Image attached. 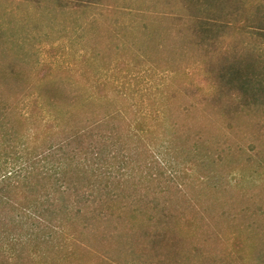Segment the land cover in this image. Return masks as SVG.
Segmentation results:
<instances>
[{
	"label": "rangeland",
	"instance_id": "rangeland-1",
	"mask_svg": "<svg viewBox=\"0 0 264 264\" xmlns=\"http://www.w3.org/2000/svg\"><path fill=\"white\" fill-rule=\"evenodd\" d=\"M60 1L68 4L61 6ZM188 1L0 0V70L15 66V71H21L17 83L23 88L38 86L50 73L52 80L76 82L80 77L73 73L79 69L90 88L97 78L117 80L114 72L129 65L128 74L133 81L142 82L144 90L142 97L133 100L146 101L147 89L154 92V84L161 80L148 71L153 61L181 67L176 82L168 81L167 118L158 129L168 133L171 142L152 160L151 171L165 188L159 192L154 184L159 180H152L150 190L125 188L122 197L131 196L129 201L139 208L143 224L160 231L161 243L170 251L168 255L164 252L166 258L159 256L162 264H264V112L255 108L257 103L248 95L244 101L251 103L241 110L230 98L224 106L215 105L198 91L196 85L207 88L203 70L186 64L197 59L203 47L187 34L190 16L196 13V6ZM200 1L230 21L233 18L228 14L235 6L251 2ZM77 3L91 6L75 7ZM229 31L223 44L230 51L258 45L253 30ZM14 90L8 91L10 100L16 97ZM160 94L150 97L156 100ZM210 100L214 106L205 107ZM125 101L123 96L109 94L90 111L103 114L107 108L124 106ZM28 106L27 100L25 108ZM129 213L125 209L124 221ZM121 220L115 223L117 231L107 245H97V255L85 245L78 247L75 264H158L157 249L133 243ZM89 243L96 248L95 240Z\"/></svg>",
	"mask_w": 264,
	"mask_h": 264
},
{
	"label": "trees",
	"instance_id": "trees-1",
	"mask_svg": "<svg viewBox=\"0 0 264 264\" xmlns=\"http://www.w3.org/2000/svg\"><path fill=\"white\" fill-rule=\"evenodd\" d=\"M188 3L196 6L197 15L190 16L191 30L187 34L193 35V43L203 47L198 58L186 64L203 70L207 88L196 85L198 91L215 105L224 106L222 103L230 98L241 110L251 103L244 101L248 95L257 103L255 108L264 112L262 0L235 6L228 14L232 21L210 11L205 1ZM90 6L91 3L75 4ZM247 12L255 18L244 17ZM241 17L244 22L239 23ZM176 19L181 21L182 17ZM230 29L237 33L253 30L258 45L230 51L223 44ZM127 66L114 72L117 80L97 78L90 88L81 79L84 73L79 69L73 73L80 77L76 82L52 80L50 73L40 79L38 86L23 88L17 83L21 71H15V66L9 64L5 71L0 70V264H75V250L84 245L97 255L98 246H106L108 238L116 233L117 220L124 221L125 209L130 211L124 222L131 241L157 249V263L164 262V252L168 255L170 251L161 243L160 231L143 224L139 208L129 201L132 197L124 199L121 190H150L152 180H159L154 182L159 192L165 188L151 171L152 160L158 159L159 156L154 158L156 152L171 142L168 133L158 129L167 118L168 88L182 69L153 61L148 71L161 80L154 84V92L147 89L146 101H134L142 97L144 90L142 82L133 81V75L128 74ZM124 69L127 72L119 74ZM185 87L190 89L187 84ZM12 90L16 97L10 100L7 94ZM158 92L160 98L152 100L150 96ZM109 94L123 96L127 101L124 106L93 115L90 108ZM212 100L205 101V107L214 106ZM91 239L96 241V248L89 246ZM160 243L163 246L157 247Z\"/></svg>",
	"mask_w": 264,
	"mask_h": 264
}]
</instances>
